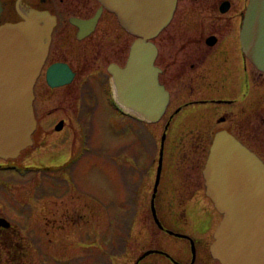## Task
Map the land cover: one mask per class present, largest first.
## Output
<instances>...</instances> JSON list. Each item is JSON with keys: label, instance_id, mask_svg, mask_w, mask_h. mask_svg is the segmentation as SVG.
<instances>
[{"label": "rangeland", "instance_id": "rangeland-1", "mask_svg": "<svg viewBox=\"0 0 264 264\" xmlns=\"http://www.w3.org/2000/svg\"><path fill=\"white\" fill-rule=\"evenodd\" d=\"M133 39L129 35V48ZM246 66L249 91H259L261 104L257 110L247 105L230 130L264 157V124L258 120L264 116V76ZM39 87L33 144L15 159L0 158V220L8 223L0 228V264H132L149 250L188 264L184 255L191 245L210 246L221 215L213 213L204 188L193 185L203 182L208 151L191 158L189 142V133L205 134L210 127L144 123L88 94L79 121L76 106L59 98L66 95H50ZM59 119L65 126L57 132ZM202 144L209 146V140ZM160 158L153 199L157 224L151 202ZM56 164L61 165L52 167ZM209 213L208 229L199 232L197 216ZM155 253L140 264H173ZM199 258L195 264L202 263Z\"/></svg>", "mask_w": 264, "mask_h": 264}, {"label": "flooded vegetation", "instance_id": "flooded-vegetation-1", "mask_svg": "<svg viewBox=\"0 0 264 264\" xmlns=\"http://www.w3.org/2000/svg\"><path fill=\"white\" fill-rule=\"evenodd\" d=\"M247 4L248 0H177L172 17L154 40L159 81L169 93L166 111L155 124L162 123L165 128L171 124L210 127L205 134L189 133L191 158H197L199 150L209 153L215 133L225 130L264 163L262 154L230 130L231 126L238 125L237 121L241 120L247 105L257 110L261 104L259 91L258 95L249 91L247 63L260 76L264 74L246 58L240 42ZM100 8V15L96 16ZM29 10L46 13L53 22L48 53L34 85L35 100L40 95L36 93L38 85L41 92L45 89L50 95H66L59 98L70 102L71 107L76 106L79 121L86 94L99 98L102 105L109 108L107 91L112 92L109 67H123L129 54V33L119 25L115 14L103 8L99 0H0V26L22 21L21 14ZM118 31L123 40L118 39ZM49 69H52L51 82L63 83L50 85L47 80ZM223 90L230 93L222 94ZM251 95L254 98L247 103ZM258 120L264 124L263 114L258 116ZM55 125H60L61 129L56 130L60 132L65 120L59 119ZM206 140H209V146L202 144ZM259 148H262L261 144ZM193 185L198 190L204 188V182ZM197 218L196 229L204 232L213 215L202 214ZM2 230L0 234L4 232ZM184 239L193 244L190 238ZM155 254L162 255L173 264H183L165 253L158 251ZM197 255L199 259L202 257L201 264H219L211 256L210 246L200 248L191 245L184 258H189L188 264H195Z\"/></svg>", "mask_w": 264, "mask_h": 264}, {"label": "water", "instance_id": "water-1", "mask_svg": "<svg viewBox=\"0 0 264 264\" xmlns=\"http://www.w3.org/2000/svg\"><path fill=\"white\" fill-rule=\"evenodd\" d=\"M99 1L134 38L125 65L109 67L114 99L125 111L147 123H156L166 111L169 93L159 81L153 41L172 17L177 0ZM21 16L23 20L18 23L0 26V158L4 160L17 158L33 144L32 134L37 127L33 89L48 53L53 25L46 13L30 10ZM240 42L246 58L264 73V0H249ZM51 70L47 73L49 84L63 83L51 82ZM160 164L161 158L151 202L157 224L153 199ZM202 176L205 195L222 215L210 245L211 256L219 264H264L263 161L233 135L220 130L213 137ZM0 225L8 223L0 220ZM154 252H145L139 260Z\"/></svg>", "mask_w": 264, "mask_h": 264}, {"label": "bare ground", "instance_id": "bare-ground-1", "mask_svg": "<svg viewBox=\"0 0 264 264\" xmlns=\"http://www.w3.org/2000/svg\"><path fill=\"white\" fill-rule=\"evenodd\" d=\"M29 11H30V10H29ZM29 11H28V12H29ZM32 11H33V10H32ZM41 68H42V66H41ZM41 68H40V70H41ZM39 73H40V71H39ZM33 92H34V89H33ZM236 140H238V139L236 138ZM238 141H239V140H238ZM241 143H242V142H241ZM242 144H243V143H242ZM244 146H245V145H244ZM202 177H203V176H202ZM203 182H204V184H205V180H204V178H203ZM204 192H205V186H204ZM221 218H222V215H221L220 217H218V219H220V220H221ZM219 222H220V221H219ZM216 224H217V223L215 222V223H214V229H216V227L218 226L219 223L217 224V226H216ZM215 226H216V227H215ZM213 231H214V230H213ZM213 231H212V232H213ZM210 236H211V234H210ZM212 242H213V241H212ZM212 242H211V243H212ZM211 243H210V245H211Z\"/></svg>", "mask_w": 264, "mask_h": 264}]
</instances>
